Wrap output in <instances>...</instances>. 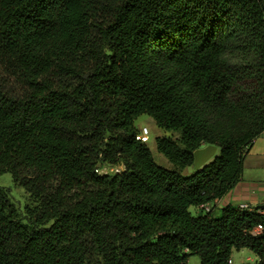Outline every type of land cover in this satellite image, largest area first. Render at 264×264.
I'll list each match as a JSON object with an SVG mask.
<instances>
[{"label":"trees","instance_id":"obj_1","mask_svg":"<svg viewBox=\"0 0 264 264\" xmlns=\"http://www.w3.org/2000/svg\"><path fill=\"white\" fill-rule=\"evenodd\" d=\"M262 133L264 0H0V175L34 202L0 187V264H264V208L212 207Z\"/></svg>","mask_w":264,"mask_h":264},{"label":"crops","instance_id":"obj_2","mask_svg":"<svg viewBox=\"0 0 264 264\" xmlns=\"http://www.w3.org/2000/svg\"><path fill=\"white\" fill-rule=\"evenodd\" d=\"M144 133L142 130L141 134ZM220 153L221 149L218 146H209V144L201 146L195 152V163L191 166L192 169L194 172L200 170L211 163ZM198 160L201 161L198 162ZM230 204L247 208H264V133L255 140L251 151L245 158L242 180L225 197L212 203V207L215 212L219 213L223 207ZM194 208L196 212L200 210L199 207ZM249 258L252 262L257 261L256 255L254 258Z\"/></svg>","mask_w":264,"mask_h":264},{"label":"rangeland","instance_id":"obj_3","mask_svg":"<svg viewBox=\"0 0 264 264\" xmlns=\"http://www.w3.org/2000/svg\"><path fill=\"white\" fill-rule=\"evenodd\" d=\"M136 126L140 131H144L145 136L149 137L148 146L151 148L153 156L156 162L168 169H174L173 163H171L162 153L157 149L156 138L159 136L167 135L170 136L172 132H167L164 129H161L154 119L148 115H142L136 120ZM208 145V144H207ZM212 146V145H209ZM201 160H198V162ZM195 173L192 167L187 169L184 172V175H190ZM0 187H4L10 190V195L12 201L19 209L22 214H25L26 207L33 205V199L30 197V194L20 185L16 184L13 180V177L10 173H5L0 175ZM190 211L195 215L197 212L194 207L190 208ZM218 214V213H216ZM254 253L249 249L235 250L232 255V264H247L251 263L252 260L249 258H254ZM187 264H201L199 256L192 255L189 257Z\"/></svg>","mask_w":264,"mask_h":264},{"label":"built area","instance_id":"obj_4","mask_svg":"<svg viewBox=\"0 0 264 264\" xmlns=\"http://www.w3.org/2000/svg\"><path fill=\"white\" fill-rule=\"evenodd\" d=\"M137 139H140L144 142H147L149 140L148 136H145V134H139L137 136ZM125 170L124 166H117V167H104L102 168L99 172L101 174H108V173H121ZM246 207V206H244ZM201 209H203L204 211H211V206L210 205H202Z\"/></svg>","mask_w":264,"mask_h":264},{"label":"water","instance_id":"obj_5","mask_svg":"<svg viewBox=\"0 0 264 264\" xmlns=\"http://www.w3.org/2000/svg\"><path fill=\"white\" fill-rule=\"evenodd\" d=\"M200 215H201V213H200Z\"/></svg>","mask_w":264,"mask_h":264}]
</instances>
